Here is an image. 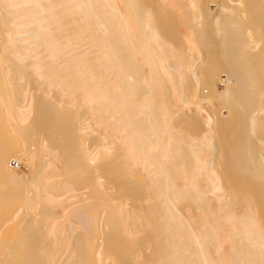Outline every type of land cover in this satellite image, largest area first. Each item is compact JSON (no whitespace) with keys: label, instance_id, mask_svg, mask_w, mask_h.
<instances>
[{"label":"bare ground","instance_id":"obj_1","mask_svg":"<svg viewBox=\"0 0 264 264\" xmlns=\"http://www.w3.org/2000/svg\"><path fill=\"white\" fill-rule=\"evenodd\" d=\"M260 8L0 0V181L47 244L23 232L0 264H264ZM42 200L73 218L52 230Z\"/></svg>","mask_w":264,"mask_h":264},{"label":"rangeland","instance_id":"obj_2","mask_svg":"<svg viewBox=\"0 0 264 264\" xmlns=\"http://www.w3.org/2000/svg\"><path fill=\"white\" fill-rule=\"evenodd\" d=\"M218 2H220V0H218ZM150 5H151V4H150ZM154 5H156V4H154ZM154 5H152V7H154ZM215 5H216V4H212V8H211L212 11H214V10H216V9L218 8V7H216ZM219 5H220V4H219ZM221 5L227 7L228 9H230V8H231V9H232V8H236V10H237V8H238V6H239V5H238V6H235L236 4H235V5H234V4H230L231 7H230L229 4H228V5H226V4H225V5H224V4H221ZM242 5H243V4H242ZM242 5L239 6L241 9L244 8V7H243L244 5H243V6H242ZM248 5H250V4H248ZM260 5H261V4H260ZM260 5L258 4V6H260ZM217 6H218V4H217ZM246 6H247V5H246ZM246 6H245V7H246ZM254 6L258 8L257 4L254 5ZM254 6L252 5V7H254ZM166 7H168L167 4H166ZM229 7H230V8H229ZM249 7H250V6H248L247 8H249ZM252 7H251V10H250V11H252V9H253ZM255 7H254V8H255ZM154 8H156V7H154ZM257 8H256V9H257ZM261 8H262V5H261ZM261 8L258 9V10H261ZM167 9H169V8H167ZM249 9H250V8H249ZM256 9H255V11H256ZM243 10H244V9H243ZM263 10H264V9H263ZM263 10H261V11H263ZM248 11H249V10H248ZM261 11H260V12H261ZM237 12L240 13L241 10L239 11V9H238ZM244 12H246V11L244 10ZM257 12H259V11H257ZM246 13H247V16H245L246 14L244 15V14H243V11H242V14L244 15V16H242V17H244V18L247 17V19H249L248 14L250 15L251 12H246ZM254 13H255V12H254ZM240 14H241V13H240ZM242 14H241V15H242ZM251 14L254 16V18H255V15H258V13H257V14H256V13L253 14V12H252ZM251 17H252V16H250V19H251ZM163 18H164V17H163ZM170 19H172V17H170L168 20H170ZM245 20H246V19H245ZM163 21H164V20H163ZM165 21H166V18H165ZM247 21H248V20H247ZM249 21H250V20H249ZM166 22L169 23L168 21H166ZM222 77L225 78L226 76H222ZM218 85H219V86H218ZM217 86H218V88H220V89L223 88V85L220 84V82L217 83ZM225 113H227V112H225ZM3 115H4V114H3ZM1 117H2V116H0V118H1ZM2 119L4 120V117H2ZM2 119H1V123L4 122L5 124H7V123L5 122L6 120H4V121L2 122ZM5 126H6V125H5ZM5 126H3V127H5ZM3 127H2V128H3ZM6 127H7V128L9 127L8 130L11 129V131L9 130L10 132L13 131V127H11V128H10V126H6ZM7 128H5V130H6ZM0 129H1V128H0ZM3 132H5V131H3ZM10 132H9V133L7 132V134L9 135ZM13 132H14V131H13ZM13 132H12V133H13ZM5 133H6V132H5ZM5 133H2V134L6 135ZM12 133L10 134L11 137L14 136V133H13V135H12ZM2 134H0L1 137H2ZM10 135H9V137H8L9 139H11V138H10ZM6 136H7V135H6ZM4 137H5V136H4ZM8 138H7V139H8ZM13 138H15V136H14ZM2 139H3V138H2ZM7 141H8V140H6V139L4 138V140H2V144H5L6 146H2V144H1V146H2V147H6V148L9 147V149L13 148V147H14L13 144L15 143V141H13V139L11 140V141L14 142V143H12V145L10 144V142L8 143ZM3 142H4V143H3ZM7 146H8V147H7ZM12 146H13V147H12ZM2 147H1V148H2ZM2 149H3V148H2ZM17 163H18V162H17ZM10 164H11V166H13V168H16V169H17V167L14 165V160H12V161L10 162ZM19 167H20V168H18V169L27 172V168H26V166H24L23 163H19ZM0 180H1V179H0ZM2 180H3V179H2ZM2 182L4 183V181H2ZM3 183H2V184H3ZM4 184H6V183H4ZM0 185H1V181H0ZM9 185H10V184H9ZM3 186H4V185H3ZM3 186L1 185L0 187H2V188H6V190H5L6 192L4 191V189L0 188V192H1V193L3 192L2 194H0V195H1V196H0V197H1L0 202H1V203L3 202L2 204L5 205V203H4L5 200H4V199H7V196H8V198L10 197V195L13 196V197L15 196V198H11V197H10V199H13V201H12V200H8V202H6L7 200L5 201V202L9 205L8 208L6 207L7 205H5V206L3 205L2 207H0V208H1V209H0V210H1V212H0V225H1V226H0V248H1L0 253L2 252V255H4V254L6 255V253H5L6 250H4V249L6 248V246H7V245H8V246H10V245L12 246V245L15 244L17 241H20V240H17L16 238H18V236H20L23 232H25V233L27 232V234H28V233H29V230H31V232L34 231V232H35L34 235H36V233H37L38 231H36L35 228H34L35 230H33V229H31V228L29 229V226H28V229H29V230H28L27 227H26L25 225H26L27 223H29V220H27V222H24V221L22 220V219H23V217H22V214H23V213H22V212L25 211V210L27 209V207H26V209L24 208V210H23L21 213H19V212H20L19 208H20V209L23 208V207H20V206L24 205V203H25L26 200H25V201L23 200L24 202L22 201V202H23L22 204H19L20 201H17V200H22V199H24V197H26V195L24 196V192H22V193H21L22 196H20V193L17 192V189H16V191H15V192L13 191V192H14L15 194H17V195H14V193L12 192L13 189H12V190L9 189V188H11L12 185H11L10 187H9V186H6V185H5V187H3ZM8 187H9V188H8ZM13 187H15V186L13 185ZM13 187H12V188H13ZM18 187H19V186H18ZM19 189H20V187H19ZM2 190H3V191H2ZM21 190H24V189H21ZM19 191H20V190H19ZM24 191H25V190H24ZM4 192H5V193H4ZM8 193H9L10 195H8ZM5 195H6V196H5ZM18 195H19V197H21V199L18 197ZM2 196H4V197H2ZM23 196H24V197H23ZM5 197H6V198H5ZM16 197H17L18 199H17ZM22 197H23V198H22ZM2 198H3V199H2ZM14 199H16V200H14ZM1 200H4V201H1ZM34 200H35V199H33V202H35ZM45 200H46V199H45ZM45 200H44V201H45ZM9 201H10L11 203H12V202H14V203L16 202V203H17L16 205H18V208H16V209L19 210V212H18V211L16 212V210H15L16 216H15V213H13V211H14V210H13L14 206H13L12 204H9V203H10ZM30 201L32 202V200H30ZM30 201H29V202H30ZM36 201H37V200H36ZM37 202H39V201H37ZM41 202H43V200H42ZM48 202H49V203H48ZM50 202H51L50 200H47V201H45V202H43V203H45V204L47 203L46 206H47V205L49 206V207H47L48 209H45L46 212H48V210H49V211L52 212V213H51V212H49V213L52 214V215L54 214V216L51 215V217H49L48 213L45 214V212H44L45 210H41V209H40V211L42 212V214L40 213V215H41L42 217H44V218H43L44 221H49V219H50V221L53 222V219H54L55 222H54L53 224H55V225H52V227H51V226H49V227H51V229L54 228V229L56 230V229H58L57 227L62 228L61 226L64 225L63 223H60V222L66 220V219L68 218V216H69V218L71 217V214H72V213H70V211H71L70 209H71V208H70V205H68V204H67V208H66V204H65V203H62V201H59V200H58V202H56V200H55L56 203H54V200H53L51 203H50ZM1 203H0V206H1ZM43 203H40V204H41V205H40L41 208H42L43 205H44ZM30 204H31V203H30ZM42 204H43V205H42ZM49 204L52 205V206H50ZM60 204H61V205H60ZM62 204H63V205H62ZM31 205H32V204H31ZM31 205H30V206H31ZM59 205L62 206V207H60ZM64 205H65V206H64ZM10 206H13V208L10 207ZM34 206H35V205H34ZM46 206H45V207H46ZM54 206H55V207H54ZM58 206H59V207H58ZM68 206H69V207H68ZM16 207H17V206H16ZM53 207H54V208H53ZM56 207H57V209L54 210ZM58 208H59L61 211H60ZM64 208H65V209L70 208V209H69V210H65ZM2 209H4V210H2ZM7 209L10 210V211H8ZM11 209H12L13 211H11ZM42 209H44V208H42ZM6 210H7V211H6ZM57 210L60 211V212H58ZM30 211H31V210H30ZM33 211H34V210L31 211V213H30L31 215L33 214ZM54 211H55V212L57 211V213H59V214H57V216H59V217H60V215H62V213L64 214L65 211H66L67 213H69V214L66 215V216L63 215L64 217H60L61 219L64 218V219L61 221V219H59V217L56 219L57 216H55V213H53ZM8 212L12 213L13 215L10 214V215L8 216V214H9ZM27 212H28V213H27ZM71 212H73V211H71ZM7 213H8V214H7ZM25 213H27V214H24L25 216H24V215H23V216H24V220L26 221V218L28 217L29 211L27 210V211H25ZM43 213H44L45 215H44ZM67 213H65V214H67ZM73 213H74V212H73ZM4 214H5V215H4ZM19 214H20L21 216H20ZM11 215H12V217H11ZM18 215H19V216H18ZM26 215H27V216H26ZM47 215H48V216H47ZM5 216H6V217H5ZM32 216H33V215H32ZM41 216L38 217V218H39L38 220H41V219H40ZM72 216H73V215H72ZM10 217H11V218H10ZM15 217H16V218H15ZM18 217H19V218H18ZM42 217H41V218H42ZM47 217H48L49 219H48ZM65 217H67V218H65ZM8 218H9V220L12 219V221H13L12 224H13V225L11 224V221L8 220ZM13 218H14V220H13ZM17 218H18V219H17ZM30 218H31V216L29 215V217H28L27 219H30ZM71 218H73V217H71ZM19 219H20V220H19ZM4 220H5V221L8 220L10 223H8V221L5 222ZM17 220H18V221H17ZM30 220H31V219H30ZM43 220H42L41 222H43ZM59 220H60V222H59ZM69 220L71 221V220H73V219H69ZM14 221H15V222H14ZM16 221H17V222H16ZM19 221H22L21 223L24 222V223H23L24 226L22 227V229L24 230V228L26 227V229H27L28 231L25 229L26 231H23V230H22V231H20L21 233L19 232V230H20V228H21V227H19V226H21V224H20ZM57 221H58L60 224H62V225L57 226V225H59V223L56 225ZM2 222H3V224H4V222H5V224L3 225ZM41 222H39V223L37 222V227H39V225H40V226L43 228L44 224L42 223V225H41ZM64 222H65V221H64ZM6 223H7L8 225H7ZM25 223H26V224H25ZM30 224L32 225L31 222H30ZM67 224H68V222H67ZM5 225H6V226H5ZM31 225H30V226H31ZM3 226H4V227H3ZM17 226H18V227H17ZM33 226H34V224H33ZM55 226H57V227H55ZM34 227H35V226H34ZM41 227H40V228H41ZM64 228L66 229V224H65ZM1 229H2V230H1ZM62 229H63V228H62ZM62 229H61V230H62ZM65 229H64V230H65ZM14 230H16L17 233L14 232ZM17 230H18V231H17ZM52 230H53V229H52ZM55 230H54V231H55ZM61 230H60V232H61ZM34 232H33V233H34ZM57 232H59V230H57ZM60 232H59V236H58V233H57L56 236L61 237L62 234H63V235L65 234L64 232L60 234ZM40 233H42V232H40ZM53 233H56V231L53 232ZM66 233H67V232H66ZM14 234H15V235H14ZM42 234H43V233H42ZM45 234H46V233H45ZM67 234H68V233H67ZM22 235L25 236V238H26V237H28V236L30 235V233H29V235H24V234H22ZM43 235H44V234H43ZM43 235H42V236H43ZM60 235H61V236H60ZM65 235H66V234H65ZM12 236H13V238H12ZM30 236L33 237V234L31 233ZM30 236H29V238H30ZM42 236L40 235V237H42ZM44 237H45V235H44ZM19 238H20V237H19ZM29 238H28V239H29ZM15 239H16V240H15ZM34 239H35V238L33 237V241H34ZM38 239H40L39 236H38ZM38 239H37V242H35L36 240L34 241L36 244H37V243L40 244V243L43 241V243L45 242L44 245H47V244H46V241H44L43 239H42V240L40 239L41 242H38V241H39ZM30 240H31V239H30ZM15 241H16V242H15ZM27 241H28V240H27V238H26V241H25L26 244H30V243L27 242ZM30 242L32 243V240H31ZM34 242H33L32 244H34ZM9 243H11V244L9 245ZM47 243H48V242H47ZM41 244H42V243H41ZM49 245H50V244H49ZM49 245H48V246H49ZM1 246H3L4 248L2 249ZM38 251H39V250H38ZM3 252H4V253H3ZM0 255H1V254H0ZM84 256H85V255H84ZM4 257H5V256H2V257L0 256L1 260H2ZM85 257L88 258V256H85ZM1 260H0V261H1ZM9 260H10V259H9ZM7 262H9V261H7ZM10 262H11V260H10ZM10 262H9V263H10ZM9 263H6V264H9ZM11 263H12V262H11ZM44 264H45V263H44Z\"/></svg>","mask_w":264,"mask_h":264},{"label":"built area","instance_id":"obj_3","mask_svg":"<svg viewBox=\"0 0 264 264\" xmlns=\"http://www.w3.org/2000/svg\"><path fill=\"white\" fill-rule=\"evenodd\" d=\"M14 165H15L16 167H18V163H17L16 161H14Z\"/></svg>","mask_w":264,"mask_h":264}]
</instances>
